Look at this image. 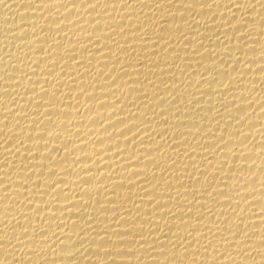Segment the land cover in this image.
Returning <instances> with one entry per match:
<instances>
[{"label": "bare ground", "instance_id": "1", "mask_svg": "<svg viewBox=\"0 0 264 264\" xmlns=\"http://www.w3.org/2000/svg\"><path fill=\"white\" fill-rule=\"evenodd\" d=\"M0 264H264V0H0Z\"/></svg>", "mask_w": 264, "mask_h": 264}]
</instances>
